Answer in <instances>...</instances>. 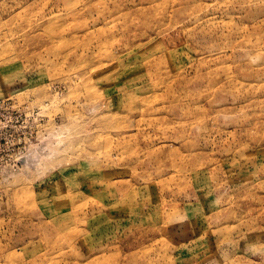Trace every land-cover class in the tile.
I'll list each match as a JSON object with an SVG mask.
<instances>
[{
  "label": "rangeland",
  "instance_id": "374dc122",
  "mask_svg": "<svg viewBox=\"0 0 264 264\" xmlns=\"http://www.w3.org/2000/svg\"><path fill=\"white\" fill-rule=\"evenodd\" d=\"M0 264H264V0H0Z\"/></svg>",
  "mask_w": 264,
  "mask_h": 264
}]
</instances>
